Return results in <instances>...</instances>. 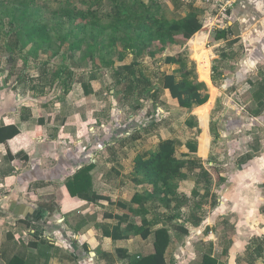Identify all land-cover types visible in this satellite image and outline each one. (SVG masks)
<instances>
[{"label":"crops","instance_id":"crops-1","mask_svg":"<svg viewBox=\"0 0 264 264\" xmlns=\"http://www.w3.org/2000/svg\"><path fill=\"white\" fill-rule=\"evenodd\" d=\"M228 1L233 6L224 14L225 24L215 22L216 10L203 0L191 2V9L203 25L196 35L208 40L210 49L219 56H226V51L234 54L228 60L222 56L217 62L221 72L226 64L237 67L249 63L253 54L258 53L251 64L264 57V0ZM214 24L224 31V37L216 36ZM192 45L197 57L196 74L210 83L209 68L204 71V65H210L209 52L196 37ZM182 47H168L151 59L163 58L159 75L180 68L165 63V59L182 54L186 50ZM239 52H246L242 62L235 55ZM160 78L152 76L148 81L157 86ZM233 79L235 76L223 72L215 83ZM97 81L87 83L88 92L79 81L67 93H57L49 104L28 97L32 101L29 109L19 111L11 109V90H0V126L14 124L20 131L8 144H0L6 168L2 172L9 173L0 199H7L6 207L14 206L12 209L19 212L14 217L0 218V264L15 259L17 264H130L154 253V232L163 228L165 217L155 216L152 200L129 203L134 195H145L151 188L134 182L135 163L138 157L153 153L162 140L173 138H163V122L157 121L156 111H148V106L138 111L119 106L125 88L119 77ZM107 84L109 96L105 97ZM160 92L171 96L163 88L155 95ZM221 121H217V130ZM21 150L27 160L8 158V151L15 154ZM78 176L79 182H75ZM121 202L127 203V208ZM121 217L126 218L122 233H126V224L139 226L146 218L152 222V234L147 239L132 233L126 238L115 237ZM170 247L165 254L167 264Z\"/></svg>","mask_w":264,"mask_h":264},{"label":"rangeland","instance_id":"rangeland-1","mask_svg":"<svg viewBox=\"0 0 264 264\" xmlns=\"http://www.w3.org/2000/svg\"><path fill=\"white\" fill-rule=\"evenodd\" d=\"M161 1L164 11L170 17L187 15L192 4V1L185 3L182 0ZM34 2L42 8V19L49 23L54 37L49 52L41 49L30 54V45H22L25 37L23 31V40L17 34L14 36V41L19 45L12 54L7 48V39L12 38L0 31V90H11L12 111L29 109L32 101L29 102L28 97L41 98L40 101L46 104L52 103L57 93L62 95L64 90H71L81 80L91 85L93 80L100 78L101 81L117 78L115 71L121 64L107 66L113 57L109 52L95 53V63H90L88 58L82 57L79 52H74L76 54L71 58L65 54L51 58L53 54L65 53L67 50V45L63 46L61 51L58 50V40L54 36L57 32L55 20L59 0ZM104 3L100 9L101 14H105L109 8L107 1ZM12 5L22 8L14 0H0V14L4 16L3 10L9 12ZM221 23L225 24V21ZM60 32L66 34L69 31L65 29ZM195 35L189 41L181 43L186 50L176 56H181L192 75L201 81L203 79L196 74L197 57L192 45ZM200 40L209 52L210 65L205 64L204 71L207 70L206 67L209 68L212 77L210 81L213 83L204 82L212 98L209 97L203 105L194 104L184 108L165 92L153 96L156 101V119L163 122V138L175 139L178 157L200 160L201 166L211 176L207 189L199 168L193 172L185 169L187 177L175 181L177 198L171 202V207L166 208L165 204L158 206L159 202L152 203V206H155V216L165 217L162 227L170 234L168 247H171L167 259L170 264H201L203 257L210 254L217 260L216 264H264V260L257 256L259 248L264 254V57L251 64L257 58L258 53L255 52L256 54L249 58V63H240L237 67L226 64L221 72L217 62L223 55L219 56L216 50H211L212 46L208 40ZM178 46L170 47H182ZM85 49L84 46L83 50ZM245 54L246 52L235 53L241 62ZM63 55L66 58L62 61ZM233 55V52L226 51V56L223 57L228 60ZM133 59L129 53L124 63H131ZM151 59L148 56L140 57V65L137 70L134 69L143 72L147 80L152 76H163L158 74L159 62L163 58ZM61 67L67 68L71 75H59ZM223 72L235 76L236 80L215 83ZM95 84L99 86L98 81ZM156 84H160V80L156 81ZM143 85L145 86V82ZM118 86L119 90L120 85ZM106 87L105 97H108L109 85ZM213 88L216 89L214 95ZM6 94L5 92L4 98ZM24 94L27 96L23 97ZM142 97L143 99L139 100V96L134 93L127 98L124 93L119 106L126 111H138L148 106L150 111L149 105L153 104V98L148 101L144 95ZM222 114L221 121L219 118ZM186 119L194 122L193 128L187 127ZM217 121H221L219 130L216 128ZM208 128L212 129L211 135ZM190 141L196 144L197 152L184 157L183 154L188 151L185 145ZM3 162L0 153V196L4 189V178L9 174L8 171L2 172ZM181 228L188 229L189 233L184 234Z\"/></svg>","mask_w":264,"mask_h":264},{"label":"trees","instance_id":"trees-1","mask_svg":"<svg viewBox=\"0 0 264 264\" xmlns=\"http://www.w3.org/2000/svg\"><path fill=\"white\" fill-rule=\"evenodd\" d=\"M14 1L22 8L12 5L9 12L3 10L4 16L0 14V31L5 36L12 38L7 39L9 42L8 51L14 54L16 46L19 45L14 41V36L17 34L23 40L22 33L24 31L25 37L22 45L23 47L30 45V54L37 53L41 49L49 52L54 37L51 34L49 23L42 19V8L38 7L34 0ZM105 1L109 8L105 14H101L100 9L104 6ZM57 8L55 20L57 32L54 33V36L58 40V50L61 51L65 45H67V50L65 53L57 52L51 58L60 54L71 58L75 56L74 52H79L82 57L88 58L90 63H95V53L109 52L113 57L107 66H114L116 63H122L126 55L131 53L134 57L132 62L118 65L115 71L116 76L121 79V83L125 84L124 93L127 98L134 93L139 96V100L143 99L142 95L147 99L153 98V104L149 105L151 111L156 110V101L153 96L160 88L168 90L171 97L184 108H189L194 104L200 106L208 101L207 84L192 75V71L186 67V62L181 56L165 59V63L178 64L180 68L173 73L164 74L160 78V85L157 86H153L145 79L143 72L134 70L140 65V57L154 58L168 47L181 45L203 30V25L193 9H190V12L183 17H170L164 11L161 0H59ZM65 29H68L69 32L62 34L60 31ZM216 36L224 37L225 33L223 30L216 29ZM196 39L200 40V36L196 35ZM84 46L85 50H83ZM65 55L62 56V61L66 58ZM62 74L71 75L67 68L61 67L59 75ZM80 82L88 92L87 82L82 80ZM143 82H145V86ZM68 90L64 91L67 93ZM194 125L192 120L187 122V126L190 128H193ZM19 135L20 131L14 124L0 126V144H8ZM186 148L188 151L183 154L184 157L197 152V146L193 141L188 142ZM7 156L10 160L28 159L22 150L15 154L8 151ZM240 166L241 164L238 165V167ZM197 168L201 170L200 174L205 178L204 182L207 185L211 176L201 166L200 160L179 158L177 141L175 139L162 140L157 149L149 156L137 158L134 182L149 185L151 188L145 195H134L129 203L140 204L143 201L152 200L153 203L159 202L158 206L165 204L166 208H170L171 202L177 198L175 181L187 177L185 169L193 172ZM75 182H79V176ZM207 189H209L208 185ZM71 192L73 193L72 190ZM100 198L98 197V199ZM126 204L121 202L124 208H127ZM143 212L145 214L146 211L143 210ZM170 218L172 220V217ZM124 222H126V218L121 217L120 223L115 228V237L126 238L129 233H132L147 239L152 234L150 229L152 222L146 218L142 219L139 226L126 224V233L121 231ZM181 231L184 234L189 233L186 228H181ZM154 235V253L141 257L130 264H167L165 252L169 245L170 234L167 229L160 228L154 232ZM248 247L251 249L250 245ZM262 252L259 248L257 256L264 260ZM17 263V259L9 262V264ZM216 263L217 260L210 254H206L201 262V264Z\"/></svg>","mask_w":264,"mask_h":264},{"label":"built area","instance_id":"built-area-1","mask_svg":"<svg viewBox=\"0 0 264 264\" xmlns=\"http://www.w3.org/2000/svg\"><path fill=\"white\" fill-rule=\"evenodd\" d=\"M182 1L185 2V3H190L193 0H182ZM203 2L207 6L213 7L216 10L217 15H216L215 22L218 21L220 23L224 21V14L226 13V11L228 9H231L232 6H233V3H231L228 0H203ZM212 29L216 30L217 26H215V24H214Z\"/></svg>","mask_w":264,"mask_h":264},{"label":"water","instance_id":"water-1","mask_svg":"<svg viewBox=\"0 0 264 264\" xmlns=\"http://www.w3.org/2000/svg\"><path fill=\"white\" fill-rule=\"evenodd\" d=\"M200 127H201V125H200ZM208 133L210 135L209 128H208ZM6 203H8L7 199H0V218L5 219V218H8V217H14L15 215L19 214V212H17L16 210L12 209V208H14V206L6 207Z\"/></svg>","mask_w":264,"mask_h":264}]
</instances>
